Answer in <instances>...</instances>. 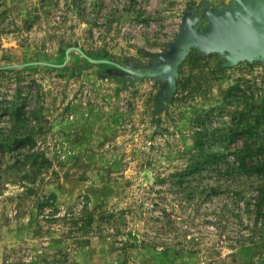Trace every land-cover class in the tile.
<instances>
[{
    "label": "rangeland",
    "instance_id": "1",
    "mask_svg": "<svg viewBox=\"0 0 264 264\" xmlns=\"http://www.w3.org/2000/svg\"><path fill=\"white\" fill-rule=\"evenodd\" d=\"M236 4L0 0V264H264V60L116 73Z\"/></svg>",
    "mask_w": 264,
    "mask_h": 264
},
{
    "label": "water",
    "instance_id": "2",
    "mask_svg": "<svg viewBox=\"0 0 264 264\" xmlns=\"http://www.w3.org/2000/svg\"><path fill=\"white\" fill-rule=\"evenodd\" d=\"M236 5L219 10L202 9L207 24L198 29L199 15L185 12L179 31L167 43V50L156 53L157 61L150 63V71H137L119 66L118 75L137 76L161 75L158 97L164 103L165 96L175 89V76L179 62L190 48L208 54H222L228 65L238 60H264V0H236Z\"/></svg>",
    "mask_w": 264,
    "mask_h": 264
},
{
    "label": "trees",
    "instance_id": "3",
    "mask_svg": "<svg viewBox=\"0 0 264 264\" xmlns=\"http://www.w3.org/2000/svg\"><path fill=\"white\" fill-rule=\"evenodd\" d=\"M240 160H241V165H243V166H244V159H243V158H241ZM253 166H257V165H251V167H253ZM247 168H248V167H247Z\"/></svg>",
    "mask_w": 264,
    "mask_h": 264
}]
</instances>
